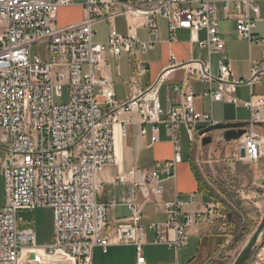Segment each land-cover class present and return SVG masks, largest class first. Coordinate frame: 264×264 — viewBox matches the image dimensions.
I'll return each mask as SVG.
<instances>
[{"label": "built area", "instance_id": "built-area-1", "mask_svg": "<svg viewBox=\"0 0 264 264\" xmlns=\"http://www.w3.org/2000/svg\"><path fill=\"white\" fill-rule=\"evenodd\" d=\"M231 3L238 35L250 46L264 48V40L253 34L260 15L256 1H223L227 11ZM72 5L75 0H0V172L6 194L0 207V264H92L95 248L108 253L109 247L119 245L135 247L138 263L143 264L149 231L155 235L153 244L180 252L188 246L190 230L199 223L214 224L216 205L187 214L183 209L189 204L178 196L166 204V223L146 227L143 205L133 197L125 201L130 218L107 232V212L114 206L100 204L98 199L103 189L101 175L116 163L114 113L138 112L144 125H152L153 143L158 141L161 125L173 137L174 160L150 171L144 183H134L136 189L145 188L154 197L163 195V182L175 177L182 161L180 128L187 129L190 143L204 149L205 136L199 134L217 122L211 114L195 110L193 92H185L187 84L175 87L181 100L164 109L158 98L164 76L130 101L118 102L111 80L98 74L105 53L136 57L152 50L155 42H141L132 31L145 27L149 37H156L158 17L169 23L172 37L177 30L188 31L202 50L220 55L225 44L219 35L217 8L212 0H82L83 22L57 26L59 10ZM120 17L137 20L129 26L128 37L114 24ZM100 22L110 25L107 44L93 40L94 27ZM204 31L206 39L201 40L198 35ZM38 45H44V57L33 53ZM179 67L201 83L216 84V89L206 93L213 102L229 99L238 105V98L231 94L236 86L258 82L264 72V52L247 82L233 80L232 67L224 58L218 63V75L209 62L192 60ZM148 68L139 60L137 76H145ZM251 96L242 104L251 114V128L238 141L237 157L241 158L243 147L246 159H241L253 165L263 158L264 139L256 127L264 125V97ZM100 97L114 112L101 110ZM141 134L146 137L148 130L142 129ZM215 141L226 143L222 135ZM127 178L122 175L116 183H127ZM42 207L53 212L55 239L40 247L33 230L19 231L18 214ZM41 249L43 254L38 253Z\"/></svg>", "mask_w": 264, "mask_h": 264}, {"label": "crops", "instance_id": "crops-1", "mask_svg": "<svg viewBox=\"0 0 264 264\" xmlns=\"http://www.w3.org/2000/svg\"><path fill=\"white\" fill-rule=\"evenodd\" d=\"M212 1L217 8L219 35L225 44L223 53L210 56L206 50H202L193 42L190 32L185 30H177L174 33V37H172L169 31V23L164 18L158 17L156 20L158 25L156 37H149L148 30L145 27L132 31L135 38L141 42L150 39L155 42L152 50L136 57L125 55L117 57L110 53L104 54L103 67L99 71L98 76L111 80L115 100L128 102L131 98L137 97L151 88L161 76H164L163 85L158 96L164 109L175 106L181 100V95L174 90L175 87L187 84L185 92H193L195 98L194 107L198 113L211 114L217 124L250 122L251 114L242 104L251 100V95L264 97V72L259 76L258 82L253 83L251 86H236L231 96L237 97L239 104L234 105L228 101L229 99L213 102L206 93L211 89H216V84L201 83L193 78L186 68L179 67L190 63L192 60H199L203 63L209 62L214 75H218V63L221 58H224L232 67L233 80L247 82L251 78L253 65L262 62L264 48L259 45L250 46L248 41L236 32L237 21L234 4L231 3L229 11L223 5V1L233 2L234 0ZM255 1L260 8V15L253 34L264 40V0ZM81 2L82 0H75V5L59 10L66 13H80L75 19L68 22L70 26L82 23L85 18ZM136 22L137 20L134 18H129L127 21L124 17H120L115 20L114 24L122 36L128 37L130 34L129 26L134 25ZM102 23L109 25L107 22ZM108 37L109 34L107 40ZM198 37L201 40L206 39V32L199 33ZM144 56L148 57L144 61L148 64L149 70L145 76L138 77L136 63L139 60L143 61L142 58ZM175 63L177 65L173 68L172 66ZM227 97L230 98L229 96ZM98 100L104 113L114 112L110 110L102 97ZM114 114L117 117V122L114 126L116 163L107 166L103 171L101 175L103 189L98 199L100 204H111L114 206L109 208L107 212L108 233L115 230L118 222L130 218L131 212L125 201L133 197L143 205V223L146 227L153 223H166V204L173 202L178 196L189 204L183 209V213L187 214H194L209 206L219 205L215 203L214 198L203 186L201 189L199 177L195 171L196 157L194 156V147L198 151L200 146L190 143L189 134L184 126L180 128L181 131L178 136L181 146L180 159L182 161L175 169V177L166 179L163 182V195L154 197L145 188L136 189L134 183H144L150 171L174 160L175 146L173 137L165 129V126L161 125L159 127L158 141L153 143L151 141L153 135L152 125H144L142 116L138 112H115ZM256 128L259 129L258 133L264 139V125ZM142 129L148 130L146 137L142 136ZM237 142L226 144H237ZM238 150L239 147L235 153L230 155V162H240L243 165H248L247 161L237 157ZM232 166L235 168V165ZM252 172L253 174L249 175V188L247 191H240V197L242 198L247 196L244 194L245 192L249 193L248 199L254 197L253 192L257 185H261L264 188V149L263 158L256 164ZM122 175L128 176V182L116 183L117 179ZM259 205L264 206V200ZM229 222L232 221L229 220ZM217 223H219V220ZM216 226L210 223L209 225L199 223L194 230H190L187 233L189 235L188 246L180 252L169 249L165 245L153 244L155 235L149 231L147 233L148 243L143 248V256L145 258L143 264H195L200 254L205 251L207 242H210L212 237H217L216 234L223 232L221 227L216 230ZM228 243L229 240L227 238L221 245ZM93 252L92 264H139L138 252L133 246H111L107 251L108 253L103 252L101 248H95ZM257 255L260 256L258 258L256 256L253 264H264V242Z\"/></svg>", "mask_w": 264, "mask_h": 264}, {"label": "rangeland", "instance_id": "rangeland-1", "mask_svg": "<svg viewBox=\"0 0 264 264\" xmlns=\"http://www.w3.org/2000/svg\"><path fill=\"white\" fill-rule=\"evenodd\" d=\"M78 14L74 12H60L58 15L57 26L68 28V22L75 19ZM94 31L96 36L95 42L98 44H107V36L110 31L109 25L98 23ZM44 45L34 47L33 53L44 57ZM144 56L142 60H147ZM163 95V94H162ZM257 129V128H256ZM259 129H257V132ZM221 133H213L210 136L213 138V143L204 149L195 150V171L200 178L201 184L214 198L217 206L215 228L220 227L223 232L216 234L217 237H212L210 242L205 245L206 249L195 261V264H233L239 256L247 241L253 235L255 228L258 226L264 213V206L259 205L264 200V188L261 185L255 186L254 197L248 199V192L244 194L246 197H240V191H247L249 188V175L253 174L256 164L243 165V163L230 162V155L237 151L239 143L226 144L224 142L217 143L215 139ZM232 165H235L233 168ZM248 178V179H247ZM251 179V178H250ZM5 181L0 172V207L4 205ZM258 204V205H257ZM235 225L229 222L230 218ZM219 220V223H217ZM217 223V224H216ZM19 231L24 232L33 230L37 238V245L40 247L49 246L54 242V223L53 212L50 208H39L36 210H23L18 214ZM249 224V226H248ZM228 238L229 243L223 244ZM263 240L259 242L255 251L252 253L246 264L252 260L253 264L256 256L260 255V250ZM256 262V261H255Z\"/></svg>", "mask_w": 264, "mask_h": 264}, {"label": "water", "instance_id": "water-1", "mask_svg": "<svg viewBox=\"0 0 264 264\" xmlns=\"http://www.w3.org/2000/svg\"><path fill=\"white\" fill-rule=\"evenodd\" d=\"M258 126H262L259 124ZM251 128L250 122H237V123H221L208 127L206 130L200 132L199 136H205L202 138V143L204 147L211 145L213 143V138L210 134L213 133H221L223 139L226 143H233L239 141ZM239 156L242 159H246L245 157V148H241L239 152ZM230 221H232V218ZM264 237V213L262 215V219L258 226L255 228L253 235L247 241L239 256L233 262V264H246L247 260L250 258L252 253L255 251L257 245Z\"/></svg>", "mask_w": 264, "mask_h": 264}, {"label": "trees", "instance_id": "trees-1", "mask_svg": "<svg viewBox=\"0 0 264 264\" xmlns=\"http://www.w3.org/2000/svg\"><path fill=\"white\" fill-rule=\"evenodd\" d=\"M199 184L201 185V189H202L203 185L201 184L200 178H199ZM232 225H235V221L232 222ZM248 226H249V224H248ZM251 262H252V260H250V262L248 264H251Z\"/></svg>", "mask_w": 264, "mask_h": 264}, {"label": "bare ground", "instance_id": "bare-ground-1", "mask_svg": "<svg viewBox=\"0 0 264 264\" xmlns=\"http://www.w3.org/2000/svg\"><path fill=\"white\" fill-rule=\"evenodd\" d=\"M29 253H31V252L29 251ZM38 253H39V254H42V253H43V252H42V249H41L40 251H38Z\"/></svg>", "mask_w": 264, "mask_h": 264}]
</instances>
